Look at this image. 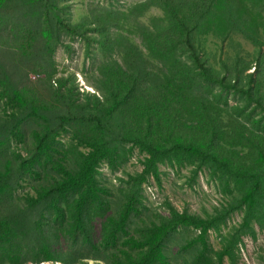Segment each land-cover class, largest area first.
Returning <instances> with one entry per match:
<instances>
[{
	"label": "trees",
	"instance_id": "16d2710c",
	"mask_svg": "<svg viewBox=\"0 0 264 264\" xmlns=\"http://www.w3.org/2000/svg\"><path fill=\"white\" fill-rule=\"evenodd\" d=\"M151 10L159 15L143 22ZM66 13L61 0H0V26L14 20L13 36L0 34V143L20 138L34 152L18 163L9 159L7 172L0 166V257L8 264H26L21 258L30 252L34 264L61 260L51 235L66 226L95 253L116 248L111 264H169V237L193 228L191 245L204 248L203 264H213L208 233L231 215L240 214L241 223L223 240L221 261L242 235L264 234V0H146L78 24ZM110 25L133 37L116 35ZM65 35L85 44L87 59L94 60V45L100 49L86 76L93 91H81L75 73H59L55 54ZM235 35L254 45V62L226 53ZM31 73L41 78L32 83ZM29 122L38 126L31 142L24 134ZM64 134L70 138L62 148ZM134 149L143 155V170L132 176L138 185L163 162L208 169L222 206L206 217L170 208L134 236L131 189L110 218L97 181L102 163L116 168ZM27 176L48 181L15 200V186ZM92 214L103 217L101 230L107 221L105 242L91 235Z\"/></svg>",
	"mask_w": 264,
	"mask_h": 264
},
{
	"label": "rangeland",
	"instance_id": "374dc122",
	"mask_svg": "<svg viewBox=\"0 0 264 264\" xmlns=\"http://www.w3.org/2000/svg\"><path fill=\"white\" fill-rule=\"evenodd\" d=\"M146 0H61V4L67 6L66 16L72 24L90 22L105 15L107 11H127L133 5L140 4ZM157 10H151L141 20L145 23L149 22L152 15H159ZM12 18L5 19L0 26V34L4 36H13ZM112 32H117L116 35L124 33L132 38L131 33L124 30H119L120 27L110 25ZM238 34V33H237ZM115 35V36H116ZM63 47L60 46L56 50L55 59L59 73L63 70L73 72L78 76V82L81 91L86 89L93 91L86 81V76L90 75L92 69L95 68L101 60V54L98 53L97 45L94 54V60L85 57V44L79 39H71L68 36H63ZM230 42V41H229ZM231 44H226L225 51L234 59V56L239 55L246 61L255 60L254 45L249 43L242 35H235L231 39ZM90 50V49H89ZM118 50L114 51L115 56ZM264 52V49H263ZM225 55L222 54V58ZM232 63L231 61H228ZM252 68L250 72H253ZM32 83L38 81L41 76L31 73L29 75ZM235 96H229V104L237 103ZM253 106L250 107V110ZM259 110H255V114H259ZM38 129L34 122H29L24 127V134L28 142L31 140L33 133ZM69 134H64L60 137V146L69 143ZM20 138L9 143H0V166L3 172L8 170V161L12 159L18 163L22 159H30L32 151H29L25 144H20ZM32 147V143H31ZM61 148V149H62ZM18 154H20L21 159ZM127 156L126 160L119 163L116 168L104 162L98 169V183L106 191L104 195L103 208L106 211V216L113 215L110 218H116L122 210L121 206L124 201V195L127 190L131 189V196L138 206L137 215L130 217L128 229L134 236H138L145 230V225L157 221L160 216L169 213L170 208H175L180 213L190 215H199L206 217L208 214H214L215 209L222 206L224 201L223 193L220 191L218 181L214 179L208 169H203L194 172V167L186 166H171L168 162L158 164L157 174L147 178L141 185H138L137 180H132V176L140 173L143 170L141 160L143 155L138 149H134ZM48 181L47 176H43L40 181L38 177L27 176L21 184L15 186V200H23L26 195L32 193L37 185H45ZM109 218V219H110ZM102 216L96 214L90 215L88 225L92 229V237L95 242H105V230L107 221L102 226ZM108 220V219H107ZM241 223V215H231L227 222L208 233L207 244L211 247L213 264H264V234L255 230L254 235H242L236 248L231 252L230 256H225L222 261L219 254L223 249V240L227 237L234 228ZM49 228V227H48ZM193 229V228H192ZM182 229L174 232L168 239L166 244V254L169 264H203L205 259L202 256L205 254L204 248L201 246L191 245L192 241L198 235L195 229ZM51 240L53 241L58 253L61 254V260L58 261H41L38 264H70L73 261L71 258L81 257L83 261L76 264H111V255L116 248L100 249L95 253L87 244L79 233H73L66 226L58 232L52 231ZM116 243L121 241L120 235L116 239ZM233 243V241H232ZM113 244H107L112 246ZM231 245L227 244L229 247ZM27 247V245H26ZM33 248V245L30 247ZM38 247H34L37 249ZM30 252L21 258V261L27 260L26 264H34L35 256ZM93 254H98V260H93ZM0 264H8L5 258L0 257Z\"/></svg>",
	"mask_w": 264,
	"mask_h": 264
}]
</instances>
